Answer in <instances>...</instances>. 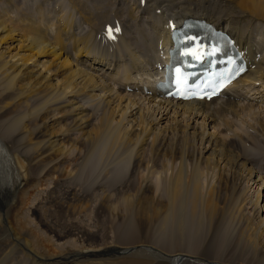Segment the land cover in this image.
Instances as JSON below:
<instances>
[{
	"label": "bare ground",
	"instance_id": "bare-ground-1",
	"mask_svg": "<svg viewBox=\"0 0 264 264\" xmlns=\"http://www.w3.org/2000/svg\"><path fill=\"white\" fill-rule=\"evenodd\" d=\"M144 1L157 9V21L151 28L154 35L149 33L152 47L145 51L147 44L140 40L143 49L135 53L126 41L93 43L92 33L77 34L64 16L52 21L55 27L27 13H22L21 22L13 15L0 16V264H75L76 257L90 262L97 257L92 248L75 253L61 247L58 255L37 250L30 229L18 217L25 192L15 189L29 186L26 165L45 163L48 172L67 177L68 166L83 157L85 148L106 140L115 149L138 152H133V175L158 165L142 157L144 146L161 158L163 170L157 175H164V193L158 196L159 184L143 179L139 196L120 199L121 211L128 215L129 231L141 235L159 228L180 247L177 253L154 246L113 249L116 256L164 264H227L215 258L219 253L214 250L233 237L247 257L230 264H264V167L257 168L263 166L259 158L253 160L264 154V114L255 111L264 100L251 98L262 94L264 99V0ZM83 12L86 24L98 27L97 17ZM190 16L225 28L246 51L248 71L221 98L180 103L160 97L154 88L161 77L155 67L159 46L164 64L171 42L165 25ZM124 55L128 58L122 59ZM137 70L143 77L133 76ZM250 114L253 121L244 118ZM234 118L249 130L240 131ZM191 142L199 145L198 151L190 152ZM118 218L127 220L123 213ZM189 221L191 232L201 239L193 251L180 244ZM49 232L57 241L74 235L72 230Z\"/></svg>",
	"mask_w": 264,
	"mask_h": 264
},
{
	"label": "rangeland",
	"instance_id": "rangeland-1",
	"mask_svg": "<svg viewBox=\"0 0 264 264\" xmlns=\"http://www.w3.org/2000/svg\"><path fill=\"white\" fill-rule=\"evenodd\" d=\"M76 1L79 3H76L75 0H0V16L4 17V15H13L15 20L19 19L21 22L22 13H27L30 17L34 15L35 17L32 16L31 18H35V21L38 23L47 21L49 26L51 24L54 26L52 21L56 20L58 16H64L68 18L70 25L74 27V32L83 35L89 32L90 34L92 33V42H95L99 46H108L116 43L117 40H120L121 42L126 41V44L128 42L127 45L131 46L130 49L132 48L131 51L133 53L138 52L140 46L143 49V42L144 45L147 44V46H144V50L146 49L145 51H147V48L152 47L153 42L151 43L152 40L149 33L153 32L152 34L154 35V28L153 30L151 28L156 20L155 13L157 9L155 11L154 9L151 10L148 8L150 5L146 4L145 1L144 6L139 4L141 0ZM155 6H157V4ZM192 7H195V5ZM82 10H85V13L87 11L86 14H88V16L90 15V17H94L95 19L97 17L98 27L100 26L101 28L96 27L97 29H92L88 23L86 24V21L84 20L85 17L81 14V12H83ZM144 11L148 13H145ZM135 12L136 14H134ZM114 13L118 14L116 15ZM152 13L153 16L155 14V19L152 16ZM144 15L148 17V19ZM150 15L152 17H150ZM102 17L104 20L106 19L107 22H105ZM149 18L152 19L150 20ZM29 21L30 20L27 22ZM111 23H113V27L115 26L114 30L118 27L121 29L120 32L115 31L114 40L105 39L103 35L106 26ZM135 25H137L138 28H141V36L138 34L139 32L137 31L139 30ZM143 28H147V31ZM50 30L55 34V28L49 27V32ZM259 31H261V29L258 30L260 36L261 32ZM143 35H147L149 38H147L148 41L145 38L146 36L144 37ZM137 36H139V40L137 39ZM127 38L129 40L131 39V42L128 41ZM140 40H143V42H139ZM148 42L150 43L148 44ZM131 44H134L135 46H132ZM70 54L72 56H69L74 58V53L72 52ZM123 54H125V52H123ZM123 57L122 59L128 58L126 55ZM140 74H143L142 71L137 70L133 73V76H137L138 78L143 77V75ZM145 76L146 75H144V77ZM109 81L111 83V80ZM246 88L247 91L250 89L248 87ZM243 90L246 91L245 89ZM252 92L254 93V91ZM252 92L249 94V97L253 94ZM253 97L254 94L251 98L258 102L264 100L262 94ZM96 108L92 109L93 113H95ZM255 108L257 113L261 114L262 112V115L264 114V103L261 102V104L255 106ZM96 115L99 117L100 112H96ZM251 116L253 117V115L250 114V116L247 115L244 118L253 121ZM96 120H98V118H96L95 121ZM234 120L240 131H244V129L249 130L248 126H245V123L243 125L240 119L234 118ZM250 133L252 132H249V134ZM229 134H233V132H230ZM188 145L190 152H196L199 150V145L197 143L191 142ZM246 145L248 149L251 148V145ZM260 145L264 148L263 143H260ZM144 149L142 150V157L146 160H151L154 164L156 163L158 165L155 164L156 166L151 169L152 171L147 170V172L145 169L134 175L132 172L134 167L132 158L135 156L134 153L138 152L131 151L130 154V150H125L123 148L115 149L109 140L102 142L93 149L85 148L83 150V157L73 163V165L68 166L67 170L70 174L66 175L67 177L64 176L65 178L48 172L46 167L47 164L45 163L32 165L31 167L26 165L27 173L30 178L28 182L29 186L25 187L26 189H23V186H20L16 188L15 191L20 192L24 190L25 192L23 196H20V199L23 200H20V204L22 205H20L18 217L20 218V221L30 229V236L35 248L42 251V254L44 255H52V253L55 255L61 254V247L72 249L75 253H80L85 249L92 248L93 254L97 255V257H91L93 260L92 262L86 258L80 259L79 257H76L77 263L75 264H164L160 262L157 263L144 257H129L126 255L120 257L116 256V253H113V249L122 252L123 248L128 247L141 248L154 246L158 248L160 247L164 251L171 250L177 253L180 247H178L177 244H173L170 237L165 233H162L159 228H155L147 234L141 235L129 231L128 227L130 226V222L128 215L121 211L123 205L120 199L123 196L129 195L139 196V190L142 188L141 180L143 179H150L154 181V184H159L157 195L159 194V191L161 194L158 196H161L164 193V182H162V177L164 175H159V177L157 175V172H162L163 170L161 167L162 164H160L161 158L159 159V157H155L156 153L150 146H144ZM262 156H255L253 159L256 162H258L256 158H259L260 161L262 160L259 163L263 166H257V168L260 167L261 169L264 167V163H262L264 162V154ZM122 213L123 217L127 220L118 218L119 214ZM191 227L192 222L189 221L188 230L180 242L182 246L181 248L188 251H193L201 241L199 236L196 237L193 232H191ZM49 230H54L58 233L72 230L74 235L67 236V238L57 241V238H55V236L52 237V233H50ZM227 236L229 237V234L222 236L219 239V242H222L224 237L228 238ZM214 251L219 253V257L215 258L227 264L236 263L247 257V255L243 254L241 250L237 249L233 237L229 238L227 243L221 249L219 244Z\"/></svg>",
	"mask_w": 264,
	"mask_h": 264
},
{
	"label": "snow or ice",
	"instance_id": "snow-or-ice-1",
	"mask_svg": "<svg viewBox=\"0 0 264 264\" xmlns=\"http://www.w3.org/2000/svg\"><path fill=\"white\" fill-rule=\"evenodd\" d=\"M113 31L118 32L119 29L117 28V29L113 30L111 27H109V38H113V39H114V37L112 36ZM185 39L188 40V41H192L193 43H194L195 40H196V38H194V37H185ZM186 54H187V53H186ZM193 58H194V59H198L199 57H198V56H194ZM236 70L238 71L239 68H237ZM209 98H211V97H209Z\"/></svg>",
	"mask_w": 264,
	"mask_h": 264
}]
</instances>
